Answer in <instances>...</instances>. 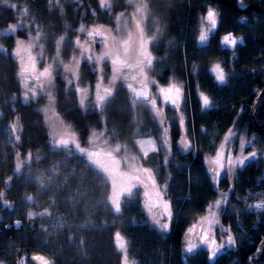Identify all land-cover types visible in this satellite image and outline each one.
I'll use <instances>...</instances> for the list:
<instances>
[{"label":"trees","instance_id":"trees-1","mask_svg":"<svg viewBox=\"0 0 264 264\" xmlns=\"http://www.w3.org/2000/svg\"><path fill=\"white\" fill-rule=\"evenodd\" d=\"M101 2L0 0V30L17 24L20 18L28 20L37 25L48 57H53L58 46V57L67 59L74 51L80 28L94 24L113 28L119 13L129 12L132 8L127 0H111L109 6H103ZM146 3L149 19L145 33L150 37L149 53L153 58L150 74L160 84H167L172 79L182 82L188 131L192 130L194 135L193 150L182 154L176 144L179 123L170 116L171 145L175 148L177 164L170 161L168 168L183 179L187 172L200 173L193 185L184 183L181 190L176 189L174 196L178 198V209L175 222L172 217L165 239L146 226H126L115 221L99 225L102 220H112L115 215L109 202L110 184L102 174L85 165L81 156L52 148L41 110L45 100H24L21 97L18 64L11 51L16 36L26 38L28 29L19 27L15 35L2 38L5 50H0V210L10 206L6 204H18L23 194L37 195L39 207L35 209L38 213L49 209L65 224V231L54 243L40 233L44 222L39 214L29 218L23 208L13 212L8 210L9 217L0 220V264H37L33 255L38 252L52 259L53 264H129L115 246L113 237L116 232L125 237L128 251L135 257L144 253L150 258V264H171L172 261H175L173 264H184L175 249L195 213L203 210L215 195L208 181L202 183L203 157L214 146L210 137L220 140L224 130L234 124V119H239L236 124L242 132L255 131L248 123V114L254 98L264 86V70L252 74L250 67L254 66V51L264 46V0H146ZM240 3L245 7L241 8ZM208 8L217 13L218 23L216 31L213 30L216 38L207 47H202L198 34L201 19L206 17ZM241 19L249 23L248 27H256L243 28L245 25ZM256 19L258 23L254 21ZM29 29L33 31L34 28ZM247 32L249 38H246ZM221 33L243 35L236 38L242 39L244 44H237L234 51L227 47L222 51L217 40ZM214 60L222 62L229 74L224 85H218L212 75L207 74V68ZM98 72L92 63L82 61L79 83L94 85ZM232 72L240 74L230 75ZM102 74L105 80L110 74L107 61L102 63ZM135 78L136 74L131 79L121 78L107 90V97L101 103L89 100L83 107L79 102V88L68 87L65 77L56 72L53 77L55 111L72 126L81 144H86L92 130L105 128L111 142L123 143L137 153L134 141L138 131L144 130L137 129L139 119L136 121L135 109H141L139 113L145 124L153 128L149 129L153 136L155 127L148 122L149 107L143 102L144 105L135 107L131 100V91H136L134 93L141 99L149 97L136 87ZM219 87L221 96L215 95ZM206 90L207 96L214 95L210 97L217 107L202 111L198 91ZM256 120L264 123V97L258 106ZM11 126L16 130V136H9ZM256 131L264 135V129ZM7 142H12V146L8 147ZM27 155H30L28 160L25 159ZM148 161L159 164L161 154L153 153ZM162 165L165 164L160 163L161 171ZM263 167L257 162L242 170L237 169L234 177L237 179L229 182L233 191L242 195L255 190L254 183L261 176ZM27 168L32 173L42 172L41 186L25 177L23 171ZM260 181L264 189V179L260 178ZM239 220L244 238L236 242L235 249L228 251L230 254L225 264H249L264 236V221L255 214L243 213ZM90 221H93V228L84 233L81 227ZM221 222L231 224L224 216ZM69 234L73 241H69ZM258 264H264V256Z\"/></svg>","mask_w":264,"mask_h":264},{"label":"rangeland","instance_id":"rangeland-1","mask_svg":"<svg viewBox=\"0 0 264 264\" xmlns=\"http://www.w3.org/2000/svg\"><path fill=\"white\" fill-rule=\"evenodd\" d=\"M101 1L103 6H109L111 4V0ZM127 1L132 6L131 11L119 13L116 24L113 28L97 24L90 27L80 28V34L76 37V41H74V51L67 59L58 57V46L56 47L57 50L53 54V57L49 58L48 53L44 50L43 44L40 41L41 33L37 25L22 18L19 19L17 24L10 25L5 29L0 30V50H5L2 45L3 37H7L9 34L15 35L16 29L19 27L26 28V30L28 29L26 31V38H19L16 36L15 44L11 51V54L18 64V77L22 86L21 97L24 100H38L39 98L45 100V105L41 110L50 137L49 145L52 148L64 150L68 154H77L81 156L85 165L92 168L97 173L102 174L109 182V202L115 215L112 220L104 219L99 225H109L111 221H115L116 223L125 224L126 226H146L149 229L156 231V229L153 228V221L144 202L145 192L151 189L150 177H154L157 188L163 194V199L169 202L174 223V217L176 216L178 209V198L174 196L177 192L176 189L180 188L179 190H181L184 183L189 186L193 185L192 183L198 179L200 173L192 174L187 172V176L183 179L179 177L177 173H171L169 171L168 165L170 161H172L174 165L177 164V161L174 158L175 148L174 146L172 148L171 145L172 118L170 116L173 117V120L178 121V123L181 115L184 117L185 131L182 132L179 125V138L176 140L177 147L180 150L181 136H187L188 140L191 141L194 146V135L192 130H190V132L188 131V124L184 112V103L186 100L184 91L179 109H177L171 105V103L163 101L159 88L167 87L173 83L178 86H183V84L182 82L173 79L167 84H160L151 76L150 66L153 58L149 53L150 37L148 38L145 33V26L149 19L148 6L146 0ZM243 21L244 19H241V23L245 25V27H243L245 29L256 27V25L248 27L249 23ZM254 21L258 23L259 20L256 19ZM31 27L34 28L33 31L29 29ZM201 31H209V40L205 46H202L207 47L213 38H216V34L211 30V25L207 22L205 17L201 19L198 42ZM241 36L239 34L235 35V37ZM222 38L223 36L219 35L217 40L219 49L223 51L225 47L222 46ZM246 38H249L248 32L246 33ZM253 56L255 58V60L252 61L254 66H251L250 70L253 72H263L264 46H261L260 48L257 47ZM84 60L92 63L94 67L99 70L96 82L92 86H85L79 83V69ZM104 61L109 63L110 70V74L106 80L102 74V63ZM258 63L259 66H257ZM217 64H219L225 72L227 79L229 74L223 69L219 60L212 61L211 71ZM56 72L65 77L68 87L72 86L79 88V102L83 107L86 106V103L89 100L93 103H101L107 97V90H110L115 86L121 78L123 80L131 79L136 74V87H140L138 89H140L141 93H146L149 97H142L141 99L134 93L136 91H131V100L135 107L138 105H144L143 103L149 107L150 119H148V122L152 123L155 127V136L150 133L149 129L152 128L151 125L147 123L145 124L143 121L141 113H139L141 109H135L136 121L139 119L137 129L142 128L144 130V132L138 131L137 137L134 141L137 153H134L132 149L127 145L125 146L123 143L111 142L109 136H107L105 128L92 130L87 138L86 144H81L72 126L65 122L55 111L53 104V77ZM237 74H240V72H232L230 75ZM201 93L203 92L199 91V94ZM210 96L213 97L214 95L212 94ZM210 96L208 97L212 101ZM212 103L213 105L215 104L214 99ZM157 109L162 110V117L155 116V111ZM241 111L242 109L239 110V113ZM161 118L165 122L163 125L160 123ZM233 121L234 124L224 130L220 140L218 139L219 141L215 137H210L212 138L210 139L212 140L211 144L214 146L209 151H206L208 153L203 157L202 183L208 181L210 188L216 187L219 189L217 190L218 192L215 198L210 200L203 210H198V212L195 213L193 220L189 223L184 234L181 236L182 242L178 243L175 250L178 252L179 258L181 259L180 261L184 262V264H187L189 261L190 264H212L208 259L210 253L206 250L204 245L200 244V221L208 215L209 206L214 205L217 199H221V193H226V190H222V185L228 184L237 179L234 178L237 171L232 179L227 178V176L222 173L219 184L213 186L210 181V175L207 171V168L210 166L208 162L214 158L217 151L220 150L224 152L225 157H227L229 150L233 157L239 156L241 154L240 138L243 137L246 142L243 154L247 155L255 150L257 152V162H260L264 166V158H262L264 157V135H261V133L257 132L254 128L255 131L253 132H242L236 124L239 119H234ZM164 127L168 128L167 148L164 146ZM229 129H231L235 135L226 140L225 138L228 137ZM16 133V130L12 127L9 136H16ZM209 135L212 134L209 133ZM148 139L155 141L157 148L155 152L148 153L146 151L147 145L145 141ZM249 141L251 143H247ZM7 146H12V142H7ZM157 152L160 153L162 157L160 163L163 162L165 164L164 166L162 165V171L160 170V163H150V161H148V158L151 157L153 153ZM29 158L30 155L25 157L26 160ZM23 173L26 178H32L31 181H37V185H42L39 181L43 177L41 174L42 172L32 173V171L27 168L24 169ZM260 175L261 176L256 180V183H254V185H256L255 190L242 195L232 191L229 198L227 197V204L224 207L221 206L218 214L219 224L215 225L212 230V234L214 235L217 244L221 243L222 239L226 240L227 235L229 234L225 233L222 237L220 233L221 226L230 230V234L234 237L236 242L243 240L244 231L242 230V223L239 220L243 213L247 212L255 214L256 218L264 221V211H257L255 209L249 211L246 207V205H254L261 200H264V189L262 188V182L260 181V178L264 177V167ZM135 202H138V205H134L136 204ZM6 205L10 206H8L6 210H0V220L9 217L8 210L13 212L14 210H20L23 208L24 213L26 212L29 218H33L37 214L40 215L44 222L42 232L40 233L49 237L54 243L59 241L60 236L65 231V224L62 223L58 217L51 214L49 209H45L38 213L35 209V207H39L37 195L32 194L26 196L23 194L20 197V201L15 206L13 203ZM222 209H224V212L220 215ZM222 216L226 217L227 222L231 221V224H223L221 222ZM91 222L93 221L84 224L87 226L81 227L84 233L93 228V223ZM232 224L233 227L230 226ZM193 225L197 226L196 231L186 236L188 228L193 227ZM156 233L158 232L156 231ZM113 238L117 250L121 253L123 259L129 264H150V258L144 253L141 257H135L128 251L127 240L119 232H116ZM189 239L194 240L198 245L197 249L191 254L186 252L187 241ZM73 240L74 239H72V237L70 238L69 234V241ZM236 247L237 246L235 245L234 249ZM38 253L33 255L37 264H53L52 259H49L44 254ZM229 254L230 252L227 251L225 254L221 255L222 264H225L226 257H229ZM37 257L40 259H37ZM174 262L175 261H172L171 264Z\"/></svg>","mask_w":264,"mask_h":264},{"label":"snow or ice","instance_id":"snow-or-ice-1","mask_svg":"<svg viewBox=\"0 0 264 264\" xmlns=\"http://www.w3.org/2000/svg\"><path fill=\"white\" fill-rule=\"evenodd\" d=\"M241 8L245 7L242 3L239 4ZM205 19L207 22L211 25V30H215L217 26V13L212 9L208 8L207 14ZM209 40V31H201L199 35V44L201 46H205ZM237 44L243 45L244 41L242 39H237L235 36H233L231 33L225 35L222 38V46L227 47L229 49H235ZM212 72L215 74L214 78L215 81L219 85H224L226 82V74L222 70L219 64H217L213 69ZM159 92L162 95L163 101L166 103H171L174 107L179 109L180 101L183 96L182 88L181 86H178L177 84L173 83L170 84L167 87H161L159 88ZM200 101L202 103V111L208 110L214 107L212 101L209 99V97L203 93L200 94ZM156 117H162V110L157 109L155 111ZM160 123L163 125L165 122L161 118ZM180 128L183 131H185V121L184 117L181 115L179 120ZM164 133V146L168 147V139H167V133L168 128L164 127L163 129ZM235 133L229 129L228 137L225 139L228 140L232 136H234ZM147 148L146 151L149 152H155L157 150L155 141L152 139H148L145 141ZM245 140L243 137L240 138V149L241 154L239 156L233 157L231 154V151L229 150L227 157H225V154L222 150L217 151L214 158H212L208 163L209 167L207 168V171L210 175V181L212 182L213 186L218 185L219 181L221 179V174L224 173L227 178L232 179L237 169H243L249 164L256 163L257 162V152L255 150L251 151L247 155L243 154V149L245 147ZM247 143H251L250 141ZM180 145H181V152L182 154H187L190 150L193 149V144L191 141L188 140L187 136L182 135L180 139ZM264 158V157H262ZM151 179V189L149 191L145 192V207L147 208L148 213L151 216V219L153 221V228L156 229L158 234H160L162 239H165L167 236V233L170 230V222L172 220V211L170 208V204L168 201L163 199L162 192L157 188L156 182L154 177H150ZM264 179V177H262ZM227 200V194L221 193V199H217L214 203V205L209 206V213L206 217L203 218V220L200 221V244L204 245L206 247V250L210 253L208 259L213 260L218 255L225 254L227 251H231L234 249L236 245V240L234 237L230 234V230L224 227H220V233L223 237L225 233H229L227 235L226 240L222 239L221 243L217 244L214 235L212 234L213 227L215 225L219 224L218 214L221 209V206L226 203ZM249 211L255 209L257 211H264V200H261L258 203H255L254 205H246ZM196 225H193V227L188 228L187 235H190L196 231ZM198 245L194 242V240L189 239L187 241V247L186 252L191 254L197 249ZM37 259H40L37 257Z\"/></svg>","mask_w":264,"mask_h":264},{"label":"water","instance_id":"water-1","mask_svg":"<svg viewBox=\"0 0 264 264\" xmlns=\"http://www.w3.org/2000/svg\"><path fill=\"white\" fill-rule=\"evenodd\" d=\"M263 97H264V86L261 89V91L254 98L251 110L248 114V121H249L248 123L255 130L264 129V123H259L256 120L257 109H258V106L260 105ZM263 256H264V236L261 238V240L257 244L253 254L251 255V257L249 259V264H258L260 261H262Z\"/></svg>","mask_w":264,"mask_h":264},{"label":"flooded vegetation","instance_id":"flooded-vegetation-1","mask_svg":"<svg viewBox=\"0 0 264 264\" xmlns=\"http://www.w3.org/2000/svg\"><path fill=\"white\" fill-rule=\"evenodd\" d=\"M218 23V22H217ZM213 31V30H212ZM216 31V29L214 30V32ZM225 35H227V34H221L220 36H225ZM235 49H236V47H235ZM235 49H231V50H235ZM212 63V62H211ZM211 63H210V65L208 66V68H207V74H211L212 75V77H213V79L215 80V78H214V74H213V72L211 71ZM221 63V65H222V62H220ZM224 65H222V67H223ZM223 69H224V67H223ZM225 70V69H224ZM198 72V71H197ZM218 84V83H217ZM180 85V84H179ZM219 85V84H218ZM182 86V85H181ZM182 88V92L184 91V88H183V86L181 87ZM219 90L217 91V93L215 94V95H218V96H221V91H220V87L218 88ZM200 92H203V91H200ZM207 92H208V90H206V91H204L203 93L205 94V95H207ZM198 96H200V94H199V91H198ZM146 98H148V97H146ZM214 107H217V104L214 106ZM219 188H216V187H214V188H212L211 187V190L212 191H214V193H215V195H214V197L212 198V200L215 198V196H216V194H217V190H218ZM222 190H226V194H227V197L229 198V196L231 195V193H232V191H233V186L232 185H230L229 183L228 184H224V185H222ZM234 192V191H233ZM227 204V200H226V203L225 204H223L222 206L224 207L225 205ZM223 212H224V209H222V211H221V213H220V215H222L223 214ZM180 242H182V239L180 240ZM222 259H221V255H218L216 258H214L213 260H210L211 261V263L212 264H222V261H221ZM187 264H190V261L187 263Z\"/></svg>","mask_w":264,"mask_h":264},{"label":"bare ground","instance_id":"bare-ground-1","mask_svg":"<svg viewBox=\"0 0 264 264\" xmlns=\"http://www.w3.org/2000/svg\"><path fill=\"white\" fill-rule=\"evenodd\" d=\"M221 34H224V33H221ZM254 73H257V71H256V72H253V71H252V74H254Z\"/></svg>","mask_w":264,"mask_h":264}]
</instances>
